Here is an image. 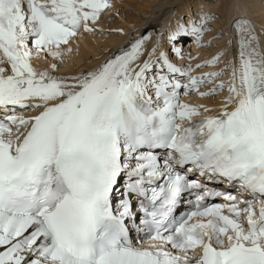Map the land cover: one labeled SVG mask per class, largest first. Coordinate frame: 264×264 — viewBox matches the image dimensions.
Instances as JSON below:
<instances>
[{
	"label": "snow or ice",
	"instance_id": "snow-or-ice-1",
	"mask_svg": "<svg viewBox=\"0 0 264 264\" xmlns=\"http://www.w3.org/2000/svg\"><path fill=\"white\" fill-rule=\"evenodd\" d=\"M111 7L0 0V264H264V27L236 18L232 60L200 75L225 52L177 66L151 33L60 72ZM214 18L178 23L172 52Z\"/></svg>",
	"mask_w": 264,
	"mask_h": 264
},
{
	"label": "rangeland",
	"instance_id": "rangeland-1",
	"mask_svg": "<svg viewBox=\"0 0 264 264\" xmlns=\"http://www.w3.org/2000/svg\"><path fill=\"white\" fill-rule=\"evenodd\" d=\"M248 1L249 3L246 5L249 15L245 14V16L249 17L251 20L253 19L252 21L254 23L256 20L257 24L255 23V25L258 32H260L261 28L264 27V10L260 12L261 14L256 13L254 9H251L249 4L251 3L253 6L252 2H256L264 5V0H247V2ZM110 2L112 7L108 10H105L107 14L103 15L101 20L98 21L100 27H97V31L93 33L89 32L87 35H84L86 37L90 34L87 41H90L91 44L84 43L81 39V43L79 44V42L75 40L76 45L72 46L73 51L71 53L65 54V64L61 69H59L60 72L66 74H76L82 70H90L91 67H93L94 62H101V60H98L109 49H103L104 45L108 44L109 41L114 39L122 40V42H124L126 35L130 34L131 31H138V28L142 29L153 25L154 29H157L159 33H161L160 43L164 44V40L168 39V29L177 28L178 23L187 24L190 18H195L196 21L199 22V19L204 13L213 15L215 17L208 22L209 31L205 33L208 45L206 46L204 53L207 55L211 54L212 58L221 51L225 52V55L221 57V63L212 66L215 71L219 70V68L228 63L232 46L228 39L230 33L226 32L228 28L226 19L227 12L224 9L226 0H110ZM117 29L122 31H117ZM219 33H222V35H218ZM91 36L95 38V41L94 38H91ZM77 38H73L71 43ZM179 41L177 46H179L180 43H186L182 48V56L185 57V62L181 64V66L186 67L188 63L193 62L195 58L190 52V46L188 44L191 39L187 37L184 41ZM209 41H211V43H209ZM149 43L153 44L152 39L148 42V44ZM92 46L95 47L93 48ZM165 47L167 48L171 58L176 61L178 56L172 52V46L170 47V45H167L166 43ZM204 53L201 52L199 55L204 57ZM69 54H78L82 57V62L78 66L74 67L76 62H71L72 57L70 58L71 55ZM189 54L192 55L191 57H193L191 61L188 59ZM44 58L46 59L47 57ZM67 64H70L69 68H66ZM44 65L45 64H42L40 66L43 67ZM221 78H225V76Z\"/></svg>",
	"mask_w": 264,
	"mask_h": 264
},
{
	"label": "bare ground",
	"instance_id": "bare-ground-1",
	"mask_svg": "<svg viewBox=\"0 0 264 264\" xmlns=\"http://www.w3.org/2000/svg\"><path fill=\"white\" fill-rule=\"evenodd\" d=\"M249 3V1L247 2V0H226V4L224 5V9H225V11L227 12L226 14H227V22L229 23L230 22V20H232V18L233 17H237V16H240V15H242V16H245V14L246 15H249V11H248V9H247V5L246 4H248ZM253 3V6L251 5V3L249 4L250 6H251V9L253 10H255L256 11V13H260L261 11H263L264 10V5H262L261 3L259 4V3H256V2H252ZM249 7V6H248ZM253 7V8H252ZM215 10H217V9H215ZM248 12V13H247ZM255 13V12H254ZM261 14V13H260ZM247 17V16H246ZM253 20V19H252ZM133 25H135V24H133ZM143 27V26H142ZM173 27H175V26H173ZM154 29V26H148V27H146V28H138V31L135 33V37L137 38L138 36V34L140 35V34H146L147 32H150V31H152ZM229 35V34H228ZM227 35V36H228ZM88 36H90V34L88 35ZM88 36H84V35H82V33L78 36V38H80L81 40H82V42H84V43H90L91 44V42L90 41H87L88 40ZM231 36H232V33H231ZM134 37V35H133V38H135ZM91 38H94L93 36H91ZM228 39H229V41H230V35L228 36ZM76 39H74L73 40V42H76L75 41ZM92 41V40H91ZM94 41H95V38H94ZM153 41V40H152ZM94 44V43H93ZM123 44V42H122V40H118V39H114V40H111V41H109V43L108 44H106V45H104V48L103 49H106V48H109L102 56H101V58L98 60V61H102L103 59H105V58H107L111 53H113V51L118 47V46H120V45H122ZM89 45V44H88ZM98 45V44H97ZM86 46H87V44H86ZM85 46V47H86ZM91 46V45H90ZM89 46V47H90ZM93 48L95 47V46H92ZM146 47L147 48H151L152 47V43H149V44H147L146 45ZM98 48V47H97ZM85 49V48H84ZM69 55H71L70 56V58H71V62L72 63H74V61L76 62V64L74 65V67H76V66H78L81 62H82V57L81 56H79L78 54H69ZM51 57H47L46 59L44 58V56L42 55L41 57H39V58H34V65H35V67H39L38 69H42V68H44V67H46V65H44L43 67H41L40 65H42V64H45L46 62H49V61H51ZM54 62V61H53ZM52 61H51V63H53ZM93 62H94V60H93ZM51 63L49 64V65H51ZM71 63V64H72ZM97 63H99V62H97ZM96 62H94L93 64H97ZM95 65H93V67L95 66ZM97 66V65H96ZM95 66V67H96ZM70 67V64H67L66 65V68H69ZM92 67V69H95V67L93 68ZM91 69V70H92ZM87 72V71H86Z\"/></svg>",
	"mask_w": 264,
	"mask_h": 264
}]
</instances>
